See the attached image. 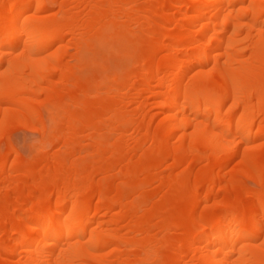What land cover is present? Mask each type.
I'll use <instances>...</instances> for the list:
<instances>
[{"label":"bare ground","instance_id":"1","mask_svg":"<svg viewBox=\"0 0 264 264\" xmlns=\"http://www.w3.org/2000/svg\"><path fill=\"white\" fill-rule=\"evenodd\" d=\"M19 127L0 264H264V0H0Z\"/></svg>","mask_w":264,"mask_h":264},{"label":"rangeland","instance_id":"2","mask_svg":"<svg viewBox=\"0 0 264 264\" xmlns=\"http://www.w3.org/2000/svg\"><path fill=\"white\" fill-rule=\"evenodd\" d=\"M7 137L3 140L0 139V153H6L7 145L14 147L23 156H27L31 151L35 152L38 149L39 135L27 130L26 127L14 129Z\"/></svg>","mask_w":264,"mask_h":264}]
</instances>
